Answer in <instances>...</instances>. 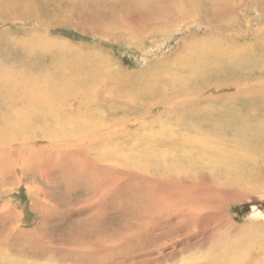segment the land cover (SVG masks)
I'll use <instances>...</instances> for the list:
<instances>
[{
  "label": "bare ground",
  "instance_id": "obj_1",
  "mask_svg": "<svg viewBox=\"0 0 264 264\" xmlns=\"http://www.w3.org/2000/svg\"><path fill=\"white\" fill-rule=\"evenodd\" d=\"M95 1L0 0V21L34 22L44 32L73 24L83 33L94 35L111 31L113 26H117L114 29L124 27L131 34L140 32L144 30L145 19L155 27L175 28L184 21L196 23L198 29L207 26L209 30L203 36L190 34L187 39L193 42H189L191 45L184 47L180 55L177 53L173 68H162L164 70L158 74L151 71V80L145 81L146 84H133L128 76L126 80H119L117 71L105 66L100 55L90 54L88 57L85 52L69 49L66 44L57 46L59 42L46 39L42 33L33 34L32 40L16 41L23 45L16 54L19 58L22 54L24 56L20 58L21 67L13 64L0 70V99L13 101V104L6 103L10 108L1 113L9 112L10 115L0 118V141L24 142L25 132L30 134L29 130L36 129L33 126L39 121L38 112H44L45 122H58L59 126H55L58 132L65 129L63 126L74 127L76 133L70 134L75 137L149 117L150 112H144V107L151 98L156 101L148 108L203 93L212 86L226 89L240 85L249 77L254 79L255 75L256 79L264 80V40H251L253 44L249 46L235 42L244 36L234 34L238 31V24L233 21L238 0H99V3L104 2L105 8L101 13L99 9L98 15L92 12L96 11ZM18 11L23 12L19 14ZM63 11L72 15L61 18ZM107 15L113 18L110 22ZM116 19L120 22H115ZM225 21L227 27L234 26L232 35L222 36ZM233 43L241 47L239 51ZM229 53H235V56ZM98 57L103 63L96 61ZM95 86L103 87L98 91L93 89ZM236 96L245 100L242 112H213L216 111L213 110V100L222 103L232 99L234 102ZM126 97L141 102L142 112H130V104L122 103ZM208 98L206 104L203 101L185 106L195 112H157L152 122L158 129L151 127L150 133L158 138L161 136V139L148 142L136 135L130 139L139 144L140 149L134 160L125 162L135 169L133 179L137 183L129 194L138 207L135 219L139 225L130 229L128 238L119 242L111 239L108 244H101L97 252L96 249L90 251L93 258L78 249L80 253L77 252L75 258L74 253L66 259H59L57 257L61 254H55L56 260L70 264L173 263L171 257L192 245L202 254L194 259L174 261L176 264H264V222L260 219V212L254 209L252 222L246 224L245 231L225 221L217 223L220 212L225 211L223 206L247 198L256 201L263 196L264 87ZM49 99L60 101L61 109L66 111L65 117H59L50 109ZM118 100L120 103L115 102ZM73 104L78 107L68 112ZM145 129V126L139 128ZM41 131L48 136L54 129ZM102 141L107 143L110 137ZM124 145H130V142H124ZM27 165L25 161L23 169ZM6 222L13 221L8 215H0V264L29 263L13 256H2L5 250L12 255L20 250L30 258H39V247L36 251L37 244L30 239V234L13 227L14 224L7 228ZM239 231L244 233L242 237H239ZM234 232H238V239L226 241V235ZM192 240L195 242L190 244ZM161 249L171 252L163 257H149L153 250ZM137 250L146 251L140 254ZM87 258L93 262H88ZM201 259L205 261L196 262Z\"/></svg>",
  "mask_w": 264,
  "mask_h": 264
},
{
  "label": "rangeland",
  "instance_id": "obj_2",
  "mask_svg": "<svg viewBox=\"0 0 264 264\" xmlns=\"http://www.w3.org/2000/svg\"><path fill=\"white\" fill-rule=\"evenodd\" d=\"M98 1H95L97 5L94 4L96 11H92L97 15L103 12L105 8L103 6L104 2L99 3ZM237 4L240 6L237 8L239 12L236 10L235 20L233 21L238 24L237 27L235 26L238 31L232 32L234 26L229 24L231 28L227 27L225 21L222 23V25H226V27L224 26L225 30L223 29L224 31L221 32L222 36L232 35L233 33L244 35L243 38L235 40L242 46L252 45L251 40L253 42H263L264 0H238ZM20 12L23 11H18L19 14ZM63 13L60 16L65 19L68 15H72L66 13V11H63ZM107 17H110L109 22L113 19L111 15H107ZM237 19L239 20L237 21ZM2 21H0V70L13 64L21 67L22 59L20 58L24 56L22 54L19 58L16 54L20 52L23 45L17 44L16 41L22 39L32 40L33 34L42 33L46 39L59 42L57 46L66 44L69 49L81 50L88 57H90V54L100 55L104 58L105 66L117 71V79L126 80L128 76L127 78L133 84L150 81L149 75L152 72L158 74L164 69L173 68L175 57L183 52L184 47L191 45L190 43L193 42L187 37L194 33L203 36V33H206L207 29L209 30L207 26L203 25L198 29L199 27L195 26L196 23H189V25L184 21L176 24L175 28L164 26H156V28L155 25L149 23L148 19H145L143 23L144 30L140 32L131 34L123 26H121L122 29H114L117 26H113L114 28L111 26V31L98 32V35H94L83 33L73 24L53 27L44 32L39 30V26L34 22L17 19L8 22ZM115 22H120V20L116 19ZM35 38L38 37L35 36ZM183 43H186V46ZM233 44L237 46L239 51L241 47L238 44ZM207 46H210V44ZM229 54L235 56V53ZM100 57L96 61L103 63V61H100ZM145 70H148V74ZM256 76H254V79L250 80L249 77L239 83L240 85L230 86L226 89H216V86H212L203 93L173 99L167 105H153L148 108L147 106L152 105V102L156 100H153V98L146 99L144 112H150L149 117L140 119L137 122L129 121L120 127H107L75 137L70 134V132L76 133L74 127L63 126L65 129L61 128L59 131L62 134H58L59 132L55 129V126H59V123L56 121L45 122L44 112H38V115H40V117L37 116L39 121L33 126L36 129L29 130L30 134H28V131L25 132L24 142L0 141V215H8L13 221L6 222L5 226L7 228L14 224L13 227L16 226L19 230L30 234V239L37 244L35 250L38 251L39 247L40 256L39 258H30L25 253L21 254L20 250L13 255L5 250L1 255L25 260L29 262L28 264H70L63 260H56L54 255L61 254L57 258L66 259L74 253L75 258V254L77 256V252L80 253L78 249H81L86 251L84 254L88 253V257L91 255L93 258L94 254L90 251L96 249L97 252V248L101 244L106 245L111 239L119 242L128 238L130 229L139 225L138 219H135L138 215V207L133 203L129 194L137 183L133 179L135 169L131 165H126L125 162L134 160L135 154L140 152V149L139 144L130 139L136 136L148 142L161 139V136L158 138V135L150 133L151 127L153 130L158 129L157 124L152 122L157 112H195V110L191 111L189 107L185 106L194 102L202 103L204 101L203 103H205L206 101L208 103V97L216 96L217 98L220 95H234L235 92L238 93L252 87H264V80L256 79ZM210 82L212 83V81ZM107 85L109 86V84ZM102 87L100 89V86H95L93 89L99 91L102 90ZM234 98H236L234 102L232 99L222 103H219L218 99L213 100V103L216 104V106L215 104L213 106V110L216 111L213 112H242L245 108V100L237 96ZM125 101L130 104L129 108H132L131 110L135 109L134 111L130 110V112H142V106H139L141 102L138 100L135 101L132 98L130 100L126 97L122 100V103ZM115 102L117 103L119 100ZM6 103L13 104V101L0 99V118L10 115L9 112L1 114L10 108V106L7 107ZM47 104L50 109H53V112L58 113L59 117H65L64 112L66 111L61 109L59 100L49 99ZM16 105L17 107L22 106ZM71 107L73 106L70 105L68 112L71 109H76L78 105ZM44 123L47 125L43 126ZM60 124L62 125L61 122ZM142 126L147 129L139 130ZM49 128L54 129L53 134L45 136L41 129ZM108 137H110V141L104 143L102 140ZM19 139H22V137ZM124 142H130V145H124ZM25 161L29 165L26 169H23L22 164ZM262 195V198L256 201H250L247 198L229 206H223L225 211L220 212L221 218L217 223L225 221L238 227L239 230L245 231L246 224L252 222L253 216L251 215L255 211L254 209L262 214L260 219L264 222V193ZM247 229H250V227L247 226ZM224 233H227V231H224ZM237 233L227 234L226 241L234 240V238L238 239ZM243 234L240 233L239 237H242ZM194 242L195 240H192L190 244ZM211 244H215V242ZM148 249L151 250V248ZM162 249L160 251L153 250L149 257H163L171 252ZM195 250L190 245L183 253L171 257L173 263L161 262V264H176L174 261L180 259L199 257L202 252ZM137 251L142 254L146 250ZM119 256H122L121 253H119ZM86 260L93 262L88 258ZM204 261V259H201L196 262L203 263Z\"/></svg>",
  "mask_w": 264,
  "mask_h": 264
}]
</instances>
